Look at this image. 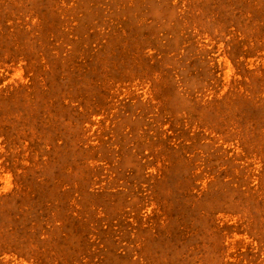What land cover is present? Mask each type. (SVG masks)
Returning <instances> with one entry per match:
<instances>
[{
    "label": "rangeland",
    "instance_id": "374dc122",
    "mask_svg": "<svg viewBox=\"0 0 264 264\" xmlns=\"http://www.w3.org/2000/svg\"><path fill=\"white\" fill-rule=\"evenodd\" d=\"M0 264H264V0H0Z\"/></svg>",
    "mask_w": 264,
    "mask_h": 264
}]
</instances>
